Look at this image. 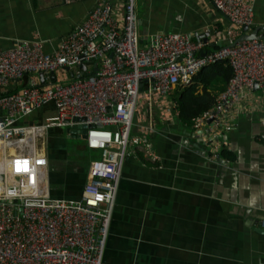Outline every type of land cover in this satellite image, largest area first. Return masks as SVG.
Segmentation results:
<instances>
[{
	"label": "built area",
	"instance_id": "1",
	"mask_svg": "<svg viewBox=\"0 0 264 264\" xmlns=\"http://www.w3.org/2000/svg\"><path fill=\"white\" fill-rule=\"evenodd\" d=\"M137 1L124 0L120 25L114 5L96 0L50 51L42 40L0 49V87L25 79L20 90L0 93V144L12 145L10 172L18 178L0 194V264H103L125 159L139 149L146 160H159L151 138L131 133L142 85L167 102L176 85H187L202 67L225 61L232 76L213 106L193 121L195 128L209 119L215 127L224 122L225 130L231 125L223 112L255 86L264 88V35L238 40L241 27L254 24L252 0H210L230 22L224 44L215 48L187 33H156L141 43ZM81 65L96 69L78 77ZM62 69L72 76L56 74ZM171 101L169 113L178 110ZM44 105L53 107L52 116L21 121ZM77 124L86 125L85 146L99 155L88 163L79 198H54L44 187L48 160L36 141L50 128Z\"/></svg>",
	"mask_w": 264,
	"mask_h": 264
},
{
	"label": "crops",
	"instance_id": "2",
	"mask_svg": "<svg viewBox=\"0 0 264 264\" xmlns=\"http://www.w3.org/2000/svg\"><path fill=\"white\" fill-rule=\"evenodd\" d=\"M109 1L121 25L124 0ZM252 1L254 24L246 32L242 26V34L257 30L264 35V0ZM95 2L0 0V49L16 41L42 40L50 51ZM135 8L141 43L156 33H187L215 48L224 44L223 33L230 26L210 0H138ZM56 74L67 77L73 71ZM24 84L25 79L13 80L0 87V93L20 90ZM184 86L176 85L167 102L146 84L140 88L131 133L151 138L159 160H146L139 149L125 159L103 264H263L264 88L255 86L223 112L231 125L225 130L220 128L224 122L215 127L205 121L195 128L181 121L179 110L167 111ZM53 114V107L44 105L21 121L36 123ZM65 133L69 135L65 128H50L36 143L48 160L46 192L77 199L92 158L85 153L84 141L80 153H69ZM222 149L227 155L220 154ZM91 151L93 158L99 155ZM10 153L12 145L0 144V194L18 179L10 172Z\"/></svg>",
	"mask_w": 264,
	"mask_h": 264
},
{
	"label": "trees",
	"instance_id": "3",
	"mask_svg": "<svg viewBox=\"0 0 264 264\" xmlns=\"http://www.w3.org/2000/svg\"><path fill=\"white\" fill-rule=\"evenodd\" d=\"M232 76V69L225 61H218L202 67L193 76L191 82L176 94L179 117L186 124H193L196 117L210 109L215 95L224 90ZM219 90L214 93L213 91ZM221 155H227L222 149Z\"/></svg>",
	"mask_w": 264,
	"mask_h": 264
},
{
	"label": "water",
	"instance_id": "4",
	"mask_svg": "<svg viewBox=\"0 0 264 264\" xmlns=\"http://www.w3.org/2000/svg\"><path fill=\"white\" fill-rule=\"evenodd\" d=\"M243 31L246 32L248 27L246 25H243L242 27ZM257 34V30H253L252 32H249L248 35L243 33L240 37H238V40H244V39H251L253 38L254 36H256ZM220 46V44H219ZM204 52H201V55H203ZM85 65H81V70L78 74H76V76H80L81 74H87L85 73ZM96 69V67H94V70ZM55 75L52 74L51 75V78H54ZM42 79V78H41ZM209 122L211 121V119L208 120ZM65 130L69 133V135H73V136H77L79 138H84L85 137V130H86V125L84 124H77V125H73V126H70V127H67L65 128ZM260 231L262 233H264V229H260ZM263 264H264V261H263Z\"/></svg>",
	"mask_w": 264,
	"mask_h": 264
},
{
	"label": "rangeland",
	"instance_id": "5",
	"mask_svg": "<svg viewBox=\"0 0 264 264\" xmlns=\"http://www.w3.org/2000/svg\"><path fill=\"white\" fill-rule=\"evenodd\" d=\"M64 138H65V143L67 145V150L69 153H73V152H75L76 154L80 153L79 146L83 145V139L82 138H77L76 136H71V135H68L66 133H65ZM85 153L88 155V157L93 158V156H91V155H93L94 153L91 150L89 151V149H88L87 151H85Z\"/></svg>",
	"mask_w": 264,
	"mask_h": 264
}]
</instances>
